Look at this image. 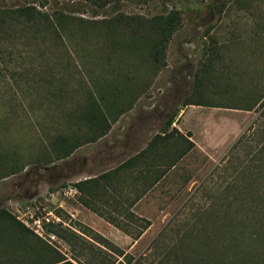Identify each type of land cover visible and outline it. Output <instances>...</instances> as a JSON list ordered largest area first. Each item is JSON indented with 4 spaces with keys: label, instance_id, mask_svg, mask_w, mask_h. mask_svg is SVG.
Here are the masks:
<instances>
[{
    "label": "rangeland",
    "instance_id": "1",
    "mask_svg": "<svg viewBox=\"0 0 264 264\" xmlns=\"http://www.w3.org/2000/svg\"><path fill=\"white\" fill-rule=\"evenodd\" d=\"M222 1L218 16L205 0H121L106 10L80 1L0 0V8L31 5L48 15L82 19L62 23L60 38L21 28L0 31V175L6 176L0 178V209L17 221L40 217L45 227L43 237L6 229L0 237V264H50L59 258L108 264L117 258L115 245L134 260L143 257L145 264H156L166 252L150 256L152 241L166 225L172 231L164 234L163 243L184 240L182 252H195L199 241L216 254H229L235 264H245L243 254L264 256V224L258 221L264 218V134L232 150L257 119L264 121V103L251 111L233 109L264 100V0ZM172 10L182 24L167 47L164 66L153 62L147 47L128 31L109 29L104 22L120 13L149 18ZM187 102L218 107L184 106ZM143 109L162 117L182 110L195 148L170 177L173 196L167 203L160 199L165 226L129 245L71 216L69 190L80 179V162L89 149L115 143L119 116H140ZM91 112L95 121L86 117ZM99 123L109 125L102 137L58 160L57 138L77 135L85 142ZM40 157L47 159L44 168L36 166ZM187 174L192 183L183 182ZM52 224L73 233L70 244L49 232ZM189 229L192 234L185 235ZM240 229L246 238L237 248L232 235ZM99 236L111 244L102 245Z\"/></svg>",
    "mask_w": 264,
    "mask_h": 264
},
{
    "label": "crops",
    "instance_id": "2",
    "mask_svg": "<svg viewBox=\"0 0 264 264\" xmlns=\"http://www.w3.org/2000/svg\"><path fill=\"white\" fill-rule=\"evenodd\" d=\"M148 110L143 109L140 116H119L115 122V143H103L97 148L93 145L90 155L81 160L79 181L89 180L95 186L90 193L81 194L89 206L77 201V192L70 197L74 201L69 202L70 215L79 217L83 224L116 243L137 244L153 229L165 226L166 210L160 207V199L163 197L167 203L170 193L173 196L170 177L187 164L195 148L191 136L186 135V113L183 116L179 110L162 117L158 112L148 114ZM173 115V122L167 126L166 121ZM192 180L187 174L183 182ZM144 227L137 239L119 229Z\"/></svg>",
    "mask_w": 264,
    "mask_h": 264
},
{
    "label": "trees",
    "instance_id": "3",
    "mask_svg": "<svg viewBox=\"0 0 264 264\" xmlns=\"http://www.w3.org/2000/svg\"><path fill=\"white\" fill-rule=\"evenodd\" d=\"M70 2L80 1L86 4H89L92 8L95 10H106L112 3L120 2L121 0H68ZM211 5L209 4V9H213L214 12L220 16L223 12V7L225 6V3L222 0H209ZM243 1V0H239ZM81 21L82 19L77 17H71L68 15H65L64 13H56L53 16L48 15L45 12H41L38 10L35 6H22V7H16V8H0V31H4L3 33H6L9 29L14 28H21L24 31L32 32V34L36 35H42V36H51L55 35L56 37L60 38V30L59 26L62 23H69L70 21ZM106 23V26L113 27L118 26L126 31H128L133 40L141 45H144L148 49V56L149 58L155 62L160 63L165 57L167 47L173 37V35L181 28V17L179 13L175 10L170 11L167 14H160L155 15L152 17H144L142 15H126L123 13H120L116 15L115 17H112L108 19L107 21H104ZM110 29V28H109ZM1 33V32H0ZM162 66H164V63H161ZM264 100L263 98L258 99L254 104L246 105L243 108H236L233 109H242L246 111L253 110L258 104L263 105ZM208 106V107H218L215 105H205L201 103H190L187 102L184 104V106ZM90 116V117H88ZM86 117L90 119V121H95V114L94 113H88L86 114ZM175 115H173L170 119L166 121V125L169 126L174 120ZM264 119V113L260 116ZM261 122V123H260ZM255 127L252 129L250 127L246 130L235 142L234 146L232 147V150H237L240 147H245V141L252 137L255 139L259 134H264V121H259L257 119L255 121ZM109 125L107 127H103L102 123H99V129L94 131L93 134L88 138L85 139L84 142L82 139H79L77 135H73L70 137H59L57 138V141L55 144V152L57 154L58 160H64L69 158L74 151L82 146V144L87 142H95L98 138L102 137L108 130ZM261 149L262 153L264 154V140L262 141ZM191 147H193V144H190ZM0 156L4 158V155L0 153ZM3 160V159H1ZM37 164L36 166L40 168L46 167L47 159L44 157L37 158ZM54 161V160H53ZM1 162V161H0ZM262 166H264V161H262ZM40 168H37L36 170H40ZM13 174V173H11ZM35 175H37L35 173ZM0 175V178H5L6 176ZM73 188L76 189L77 195L76 199L79 203H81L83 206L88 207V203L82 198L81 194L84 192L90 193L95 186L90 182L89 180L86 181H79L73 184ZM252 196V195H250ZM237 215V214H236ZM235 217V216H234ZM236 218V217H235ZM263 221L262 224H264V218L261 217L260 220ZM13 229L14 231L18 233H27L31 234L32 232L27 229L21 222L17 221L8 211L5 209H0V237L3 233L8 232L6 229ZM121 231L129 234H133V238L137 239L142 230H145L146 227L142 229H137L135 232H131L130 230H127V228H119ZM2 231V232H1ZM168 231H172L169 227V225H166L160 233L156 236V238L152 241V247H153V253L154 254H160L165 251V255L158 258L156 264H235V260L231 258L229 254H223L221 251L219 254H216L212 249L211 245L207 242L201 243L199 241H196L195 243L198 245V248L195 252H182L184 247H186L185 241L181 240L177 243H172L170 245H165L163 243L164 240V234ZM49 232L56 234L60 239L64 240L67 244H70L69 241V234H73L69 231V229H62L60 225H51L49 228ZM191 229L184 232V234H192ZM15 233V232H14ZM252 235V230L249 232ZM246 232L242 229L235 234L232 235V238L237 245V248L242 245V242H244V239L246 238ZM75 236V235H73ZM249 237V236H248ZM251 237V236H250ZM249 237V238H250ZM99 240H101L102 245H108L109 243L104 237L99 236ZM185 239V238H183ZM163 243V244H162ZM1 244V241H0ZM256 244V243H255ZM47 249V248H46ZM179 250L182 252L179 253ZM256 249H253L251 252L252 255H254L253 252ZM49 252V251H48ZM235 250L232 251L234 253ZM176 254V256H171ZM227 255V256H226ZM233 255V254H232ZM115 260L113 262H110L108 264H145L143 257H139L138 259L134 260L132 256L129 254H125L124 251L120 248H118L115 245ZM237 256V255H235ZM261 256V257H260ZM229 257V258H228ZM119 258H122V260H119ZM244 260L245 264H264V256L263 255H256L255 257H250L249 255L243 254L241 257V261ZM262 258V259H260ZM231 259V261H230ZM1 262V261H0ZM50 264H73L69 261H67L65 258H59L58 260L50 263Z\"/></svg>",
    "mask_w": 264,
    "mask_h": 264
},
{
    "label": "built area",
    "instance_id": "4",
    "mask_svg": "<svg viewBox=\"0 0 264 264\" xmlns=\"http://www.w3.org/2000/svg\"><path fill=\"white\" fill-rule=\"evenodd\" d=\"M70 195L72 193H76V189L72 188L69 190ZM18 220L30 231H32L33 233H35L36 235L43 237L45 231H44V222L43 219H41L40 217H34V216H30L29 219L27 220H21L20 218H18ZM48 222V219H44ZM49 237L52 240H55V236L54 235H49Z\"/></svg>",
    "mask_w": 264,
    "mask_h": 264
}]
</instances>
